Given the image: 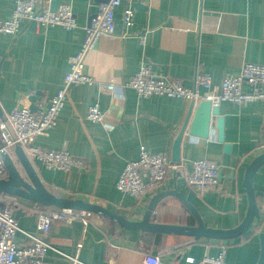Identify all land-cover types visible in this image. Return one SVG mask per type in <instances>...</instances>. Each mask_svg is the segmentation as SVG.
Here are the masks:
<instances>
[{
	"label": "crops",
	"instance_id": "1",
	"mask_svg": "<svg viewBox=\"0 0 264 264\" xmlns=\"http://www.w3.org/2000/svg\"><path fill=\"white\" fill-rule=\"evenodd\" d=\"M68 2L77 27L40 26L23 22L16 36L0 34V110L2 118L15 108L48 103L62 87L68 60L79 50L84 28L97 13L98 0ZM133 24L122 23V6L114 12V32L101 36L84 59V73L92 84H72L59 113L58 123L33 145L44 150H65L81 159L84 167L69 171L33 165L44 187L60 197L84 200L107 208L130 221L147 210L150 196L135 198L116 188L125 164L138 158L144 147L172 160V146L190 103L152 95L140 98L123 83L142 64L157 77L194 86L197 72L210 76L218 87L226 75L244 64L264 65V0H130ZM15 0H0V20L10 17ZM92 18V17H91ZM114 81V92L102 86ZM202 90V88L200 89ZM36 98V99H35ZM97 105L100 122H90L86 112ZM224 144L217 142L215 118L207 140L189 138L185 128L177 172H170L157 193L180 192L207 228L230 230L243 221L247 196L243 174L248 164L264 152V101L236 106L219 105ZM215 163L221 171L219 185L203 194L187 186L192 163ZM146 179V177H145ZM259 220L245 235L228 241L199 239L129 230L90 214L86 225H57L48 237L51 249L45 264H144L145 254L159 256L162 264H197L204 256H217L225 247L226 264H257L260 235L264 234V165L253 179ZM16 198V197H15ZM13 212L22 231L36 232V205L17 198ZM151 221L169 225H196L193 214L175 197L156 206ZM16 242L25 243L20 232Z\"/></svg>",
	"mask_w": 264,
	"mask_h": 264
},
{
	"label": "built area",
	"instance_id": "2",
	"mask_svg": "<svg viewBox=\"0 0 264 264\" xmlns=\"http://www.w3.org/2000/svg\"><path fill=\"white\" fill-rule=\"evenodd\" d=\"M52 0H15L9 18L0 20V34L16 36L23 22H33L40 26H60L66 30L77 27L74 13L68 2L60 3L55 11H50ZM122 6V23L129 28L133 24L134 10L130 0H106L97 5V13L84 28V38L79 50L68 60L69 70L64 76L62 87L48 103H38L35 111L27 107L15 108L0 120V141L2 150L13 157V149L19 146L29 162L40 163L49 170L69 171L82 169L84 162L71 156L65 150L49 151L33 145L34 139L44 135L58 123L59 113L66 101L68 88L72 84H92L93 79L84 73V59L93 50L98 39L111 36L114 32V12ZM133 89L140 98L152 95L181 99L188 103L209 101L219 107L222 102L236 106L264 101V65L244 64L235 75H226L218 87H214L210 76L197 72L194 86L186 88L179 82L154 76L149 66L142 64L134 76L123 83ZM108 93L114 92V81L102 86ZM202 88V90H200ZM102 112L97 105L90 106L86 119L100 122ZM179 163L164 154L152 153L144 147L139 149L138 158L127 162L121 171L116 188L121 193L139 198L153 196L166 180L170 172H177ZM219 167L205 159L192 163L186 183L198 194L219 185ZM6 177V169L0 159V178ZM146 177V179H145ZM20 201L12 196L0 194V264H45V256L51 245L48 237L57 225L81 222L86 225L90 214L73 210H59L36 205V232L22 231L13 212ZM23 234L25 243L16 242V234ZM217 256H204L197 264H226L225 247ZM144 264H162L159 256L145 254Z\"/></svg>",
	"mask_w": 264,
	"mask_h": 264
},
{
	"label": "water",
	"instance_id": "3",
	"mask_svg": "<svg viewBox=\"0 0 264 264\" xmlns=\"http://www.w3.org/2000/svg\"><path fill=\"white\" fill-rule=\"evenodd\" d=\"M98 1L106 2V0ZM60 3H62V0H52L49 6L50 11H55ZM95 15L90 16L87 26L90 24L91 19L94 18ZM1 64L2 61H0V68ZM29 109L31 112L35 111L34 103ZM191 114L192 119L187 130V136L189 138L207 140L211 135L212 118H215L217 142L224 144V120L220 116L219 107L213 106L209 101L190 103L187 120L184 122L179 134L173 142L171 158L175 163L179 162L180 146ZM2 116L3 115L0 110V120L2 119ZM229 149L230 146L224 144V150L228 152ZM0 159L6 169V177L3 179L0 178V194L16 197L44 207H53L59 210L80 211L97 215L129 230L184 236L193 238L194 240L203 238L207 240L228 241L237 239L247 234L252 229L254 222L259 220V211L253 189V179L259 168L264 165V152L256 156L245 168L243 180L248 202L247 211L241 224L230 230H218L205 227L196 210L184 199L183 195L176 190H168L154 194L150 198L147 210L142 218L138 221H130L98 204L84 200L60 197L48 191L39 179L33 165L29 162L19 146L14 147L12 157L2 150V143L0 141ZM220 177L221 171H219L218 174L219 179ZM166 197H175L182 204H184V206H186L193 214L196 220V225H169L152 222L151 215L153 211L155 210L157 204ZM260 242V256L257 264H264V234L260 235Z\"/></svg>",
	"mask_w": 264,
	"mask_h": 264
}]
</instances>
